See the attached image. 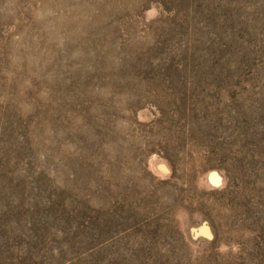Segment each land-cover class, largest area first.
Here are the masks:
<instances>
[{
	"label": "rangeland",
	"instance_id": "rangeland-1",
	"mask_svg": "<svg viewBox=\"0 0 264 264\" xmlns=\"http://www.w3.org/2000/svg\"><path fill=\"white\" fill-rule=\"evenodd\" d=\"M0 264H264V0H0Z\"/></svg>",
	"mask_w": 264,
	"mask_h": 264
}]
</instances>
